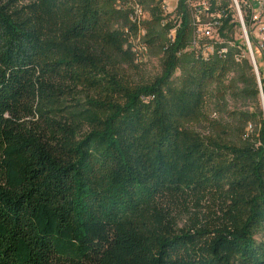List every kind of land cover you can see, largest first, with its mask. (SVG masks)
I'll return each instance as SVG.
<instances>
[{"label":"trees","instance_id":"obj_1","mask_svg":"<svg viewBox=\"0 0 264 264\" xmlns=\"http://www.w3.org/2000/svg\"><path fill=\"white\" fill-rule=\"evenodd\" d=\"M185 7L168 41L155 0H0V264H264L262 113L238 144L195 132L236 65L183 53ZM133 39L165 42L146 86Z\"/></svg>","mask_w":264,"mask_h":264},{"label":"rangeland","instance_id":"obj_2","mask_svg":"<svg viewBox=\"0 0 264 264\" xmlns=\"http://www.w3.org/2000/svg\"><path fill=\"white\" fill-rule=\"evenodd\" d=\"M166 4L167 22H165V24L171 25V29H169L166 34V39L168 41H172L171 37H175V32L181 25L182 15L175 12L176 15L173 13L174 16L172 17V12L175 9V2L171 3L170 1H167ZM221 6L225 9L224 11H226V17L230 20L231 24V21L236 17L233 5L230 0H217L208 5L210 15L215 16L217 14V9ZM183 12L186 14L187 18H189V27L191 30L190 43L183 53H191L196 58H211L217 52L221 51L223 55H226L229 51H231L233 52L232 57L236 65L235 69L226 75L222 85H211L209 87L207 98L201 108V122L194 128V130L199 135H213L215 131L221 129L227 133L231 141L235 142L236 144L241 143L244 141L242 138L244 132L251 133L255 128H257V120L245 121L246 117L249 115L256 116L258 112H261L262 119L264 121V112L262 109L260 96L258 95V98H247L240 93L243 85L239 82V76L242 74L244 77H246V79L249 80L254 76L241 28L240 26H238V28H229L228 26V28L223 32L216 31L212 39H199L198 41L201 46L207 45L214 50V53L211 55L203 52L201 54L197 51L198 48L195 47L194 49L191 45V42L194 40V17L191 13V7L186 6ZM141 13L142 17L146 19V22L150 20L147 11L143 9ZM243 18L246 35L251 44H253L254 38L252 26L249 24V21L244 15ZM143 41L146 42L144 39ZM135 43L139 48L138 53H140V55L135 59L132 65H124L122 69L127 73L129 79L134 85L146 86L152 83L154 79L159 77L161 74V62L163 59L162 45L165 42H160V44L153 46L146 43L147 48L144 46L140 47L141 41L139 42V39L136 40ZM254 54L257 66L259 69H262L263 61L261 53L258 51V49H255ZM244 61L248 66H250L251 70L245 69L243 66ZM180 75L181 71L178 70L175 72L174 78L179 79ZM257 117H259V115ZM175 214L177 215V227H184L187 223L186 216H182L178 213Z\"/></svg>","mask_w":264,"mask_h":264},{"label":"built area","instance_id":"obj_3","mask_svg":"<svg viewBox=\"0 0 264 264\" xmlns=\"http://www.w3.org/2000/svg\"><path fill=\"white\" fill-rule=\"evenodd\" d=\"M170 1L171 3L175 2L174 10L172 12V17L175 14L180 1L182 0H155V2L161 6L164 16L166 17L167 14V4L166 2ZM186 6L191 7V13L194 17L193 23V41L191 45L193 48L197 49L199 53L202 52H210L213 53V49L207 45H202L199 43V39L207 40L212 39L214 33L219 31L221 26L222 20L226 17V11L221 6L217 9V14L210 15L209 7L211 3L217 0H183ZM233 9L235 12V19L231 21L236 28L240 26L242 31V36L246 45V49L251 54L250 64L254 65L255 72H257V81L261 86V83L264 82V0H230ZM243 15L249 21V24L252 26L253 29V44L249 41L244 26V18ZM169 17V16H168ZM167 20V18H166ZM176 30V29H174ZM174 39V36L171 37ZM143 41V39H141ZM255 49L261 53L262 61H263V68L259 69L255 59ZM249 56V55H248ZM262 87V86H261Z\"/></svg>","mask_w":264,"mask_h":264},{"label":"bare ground","instance_id":"obj_4","mask_svg":"<svg viewBox=\"0 0 264 264\" xmlns=\"http://www.w3.org/2000/svg\"><path fill=\"white\" fill-rule=\"evenodd\" d=\"M136 10H137V12H138V15H139V17H140V19L141 20H143L144 18L142 17V13H141V11L142 10H139V9H137V8H135ZM146 11V10H145ZM147 13H148V15H149V12L147 11ZM143 33V32H142ZM203 53H207L208 55L210 54H212V53H210V52H203ZM213 53H214V51H213ZM218 54H220V55H223V53L220 51V52H217ZM202 54V53H201ZM205 55V54H204ZM252 66V70H253V73H254V77H255V79H256V81H257V72H255V69H254V65H251Z\"/></svg>","mask_w":264,"mask_h":264},{"label":"water","instance_id":"obj_5","mask_svg":"<svg viewBox=\"0 0 264 264\" xmlns=\"http://www.w3.org/2000/svg\"><path fill=\"white\" fill-rule=\"evenodd\" d=\"M248 55H249V58H251V54L250 52H248ZM257 87H258V92H259V96H260V99H261V103H262V109H263V112H264V99H263V93H262V90H261V86L257 83Z\"/></svg>","mask_w":264,"mask_h":264}]
</instances>
